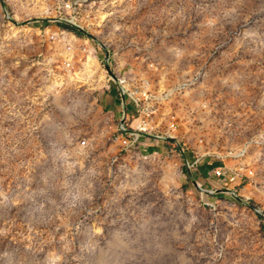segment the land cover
I'll use <instances>...</instances> for the list:
<instances>
[{
	"label": "rangeland",
	"instance_id": "rangeland-1",
	"mask_svg": "<svg viewBox=\"0 0 264 264\" xmlns=\"http://www.w3.org/2000/svg\"><path fill=\"white\" fill-rule=\"evenodd\" d=\"M105 57L157 97L155 153ZM0 264H264V0H0Z\"/></svg>",
	"mask_w": 264,
	"mask_h": 264
},
{
	"label": "built area",
	"instance_id": "built-area-1",
	"mask_svg": "<svg viewBox=\"0 0 264 264\" xmlns=\"http://www.w3.org/2000/svg\"><path fill=\"white\" fill-rule=\"evenodd\" d=\"M79 50L81 53L93 56L98 60L95 49L91 50L89 47L83 45ZM66 52L68 56L65 68L68 73L77 77V74L73 72L74 55L76 53L74 45L68 43ZM86 60L88 62V56H86ZM101 64L105 75V91L110 92L112 90V85H115L117 91L116 97L121 106L120 118L117 126L118 141L126 150H142L143 153H147L150 144H147L146 142L150 141L149 136H151V132L155 131V128L151 125V121L153 119L152 116L155 113L154 102L157 97L149 94V90L143 96L136 93V91L140 93L143 88L146 89L149 88V86L147 84L145 87L137 85L135 80L136 76L133 74L134 72L130 71L129 73H121L115 67L111 66L110 59L107 57L102 60ZM107 67H109L110 70H107ZM76 79L80 78L77 77ZM91 81L93 83L95 82L92 77ZM130 106L133 107V111L129 110ZM168 132L170 140H173V134L175 132L174 123L170 125ZM187 164L188 166L190 165L188 161ZM208 176H212L216 179L223 188L236 184L238 179L235 174H227L221 167L214 168ZM202 192L207 193V191Z\"/></svg>",
	"mask_w": 264,
	"mask_h": 264
},
{
	"label": "crops",
	"instance_id": "crops-1",
	"mask_svg": "<svg viewBox=\"0 0 264 264\" xmlns=\"http://www.w3.org/2000/svg\"><path fill=\"white\" fill-rule=\"evenodd\" d=\"M114 98L118 101V99H117V97H116V94H115ZM118 113H119V112H118ZM118 113H117V114H118ZM114 115H116V114H114ZM149 152H152V153H155V152H156L155 145H150Z\"/></svg>",
	"mask_w": 264,
	"mask_h": 264
},
{
	"label": "water",
	"instance_id": "water-1",
	"mask_svg": "<svg viewBox=\"0 0 264 264\" xmlns=\"http://www.w3.org/2000/svg\"><path fill=\"white\" fill-rule=\"evenodd\" d=\"M107 70H110L109 67H107Z\"/></svg>",
	"mask_w": 264,
	"mask_h": 264
}]
</instances>
